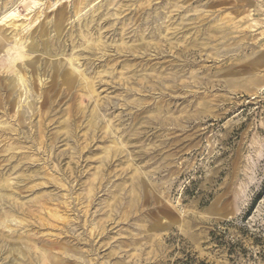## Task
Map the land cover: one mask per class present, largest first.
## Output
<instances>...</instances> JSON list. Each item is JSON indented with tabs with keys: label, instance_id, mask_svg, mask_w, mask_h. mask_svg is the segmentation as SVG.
<instances>
[{
	"label": "rangeland",
	"instance_id": "rangeland-1",
	"mask_svg": "<svg viewBox=\"0 0 264 264\" xmlns=\"http://www.w3.org/2000/svg\"><path fill=\"white\" fill-rule=\"evenodd\" d=\"M0 264H264V0H0Z\"/></svg>",
	"mask_w": 264,
	"mask_h": 264
},
{
	"label": "bare ground",
	"instance_id": "bare-ground-1",
	"mask_svg": "<svg viewBox=\"0 0 264 264\" xmlns=\"http://www.w3.org/2000/svg\"><path fill=\"white\" fill-rule=\"evenodd\" d=\"M61 1V0H60ZM59 2V1H58ZM78 3V2H77ZM94 3V2H93ZM73 6V5H72ZM84 6V5H83ZM54 7V6H53ZM77 7V6H76ZM43 8V7H42ZM51 9V8H50ZM78 10H76V12H77ZM75 12V13H76ZM14 13V12H13ZM9 14V13H8ZM11 14H12V12H10V16L9 17H11ZM14 14H12V16H13ZM42 15V14H41ZM85 15V14H84ZM163 15V14H162ZM78 16V15H77ZM8 17V16H7ZM14 17V16H13ZM12 18V17H11ZM42 18V17H41ZM16 20V19H15ZM66 20V19H65ZM177 21V20H176ZM30 23H31V21H30ZM2 24V23H1ZM5 24V23H4ZM33 25V24H32ZM28 29H29V27H28ZM91 38V37H90ZM89 38V39H90ZM95 41V40H94ZM15 42V41H14ZM84 43H86L85 41H84ZM168 51V50H167ZM10 52H13V54H11V56H10V62H11V64H12V66H13V68H14V74H16V73H18L17 74V77H18V81L19 82H21L22 83V85L26 82V79H25V77H24V74L22 73L23 71H22V67L24 66L23 64L24 63H26V62H28V57L26 56L27 54L26 53H24V51H23V45H22V43L21 44H16V43H14V45H13V47L12 48H10V51H8V53H10ZM29 55V54H28ZM109 56V55H108ZM117 57V56H116ZM31 60V59H30ZM8 61V60H7ZM75 61V60H74ZM73 61V62H74ZM84 64V63H83ZM43 65V64H42ZM79 68V67H78ZM26 69V68H25ZM80 70V69H79ZM10 72V71H9ZM180 76V75H179ZM27 77V76H26ZM31 79V78H30ZM31 82V81H30ZM27 83V82H26ZM40 84V83H39ZM88 85V84H87ZM25 86V85H24ZM26 87V86H25ZM34 87H35V85H34ZM88 87H91L90 85H88ZM39 89V88H38ZM90 89V88H89ZM27 95V94H26ZM92 95V94H91ZM24 98V97H23ZM42 100V99H41ZM27 101V100H26ZM21 103V102H20ZM19 103V104H20ZM31 103V102H30ZM30 105V107L32 108V105L31 104H29ZM29 107V108H30ZM2 125V124H1ZM13 126V125H12ZM4 131V130H3ZM8 137V136H7ZM47 149V148H46ZM35 161V160H34ZM60 180V179H59ZM55 182V181H54ZM35 186V185H34Z\"/></svg>",
	"mask_w": 264,
	"mask_h": 264
}]
</instances>
